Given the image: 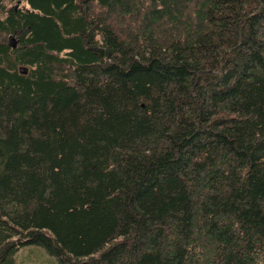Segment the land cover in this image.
Listing matches in <instances>:
<instances>
[{
    "label": "trees",
    "instance_id": "16d2710c",
    "mask_svg": "<svg viewBox=\"0 0 264 264\" xmlns=\"http://www.w3.org/2000/svg\"><path fill=\"white\" fill-rule=\"evenodd\" d=\"M28 245L264 264V0H0V264Z\"/></svg>",
    "mask_w": 264,
    "mask_h": 264
},
{
    "label": "rangeland",
    "instance_id": "374dc122",
    "mask_svg": "<svg viewBox=\"0 0 264 264\" xmlns=\"http://www.w3.org/2000/svg\"><path fill=\"white\" fill-rule=\"evenodd\" d=\"M6 6L11 7L9 4H6ZM12 38L17 40L15 35L9 36L7 38L8 45L12 43ZM14 264H59V262L55 257L49 255L44 248L28 245L18 250Z\"/></svg>",
    "mask_w": 264,
    "mask_h": 264
},
{
    "label": "water",
    "instance_id": "95a60500",
    "mask_svg": "<svg viewBox=\"0 0 264 264\" xmlns=\"http://www.w3.org/2000/svg\"><path fill=\"white\" fill-rule=\"evenodd\" d=\"M11 40H12V43H10L9 46L11 48H15L16 45H17V43H18V40H14L13 38ZM19 72L22 73V74H26L27 69L26 68H23V67H20L19 68Z\"/></svg>",
    "mask_w": 264,
    "mask_h": 264
}]
</instances>
